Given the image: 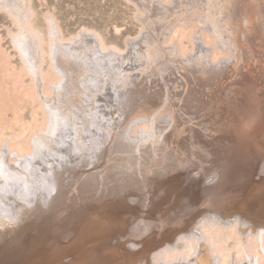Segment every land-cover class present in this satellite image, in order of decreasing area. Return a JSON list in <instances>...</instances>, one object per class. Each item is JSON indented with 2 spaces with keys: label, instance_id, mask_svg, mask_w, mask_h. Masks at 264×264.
Returning a JSON list of instances; mask_svg holds the SVG:
<instances>
[{
  "label": "rangeland",
  "instance_id": "obj_1",
  "mask_svg": "<svg viewBox=\"0 0 264 264\" xmlns=\"http://www.w3.org/2000/svg\"><path fill=\"white\" fill-rule=\"evenodd\" d=\"M183 21L192 32L185 54L170 33L164 39ZM21 35L26 44L31 40L28 60L51 92L62 80L52 50L61 56L63 83L71 85L61 109L80 111L85 121L111 118L115 129L102 138L104 155L78 147L48 198L30 206L27 219L9 224L11 235L0 231V264H151L155 254L154 264L164 245L182 242L181 234L213 208L244 212L264 225V185L257 188L253 177L260 164L239 170L226 154L232 144L249 151L264 146V0H0V137L21 133L30 142L44 132L47 114L15 44ZM146 117L161 125H135ZM122 134L136 140L126 142ZM220 166L228 172L208 179ZM225 179H236L238 189L223 185Z\"/></svg>",
  "mask_w": 264,
  "mask_h": 264
},
{
  "label": "bare ground",
  "instance_id": "obj_2",
  "mask_svg": "<svg viewBox=\"0 0 264 264\" xmlns=\"http://www.w3.org/2000/svg\"><path fill=\"white\" fill-rule=\"evenodd\" d=\"M16 1H18V0H16ZM161 2H163V1H161ZM17 4H15L16 7H17ZM21 6H23V5L21 4ZM11 8H12V6H11ZM15 9L19 10V11L21 10L18 8H15ZM15 9H12V10H15ZM23 9H24V7H23ZM23 9H22V11H23ZM24 10H26V9H24ZM28 10H29V8H28ZM26 13H28V12H26ZM19 14H21V13L19 12ZM192 16H193L192 19H194V15H192ZM24 17H26V16H24ZM187 17H186V19H188ZM177 18H178V16H177ZM195 18H196V16H195ZM196 19H198V18H196ZM21 21H24V20L21 19ZM177 21L179 22V20H177ZM183 22L184 23L181 22L178 25L174 24L173 28H171L169 30L168 34L166 33V36L164 38L165 42L168 41L167 38H168V35L170 33V39L169 40L171 42L178 40V43H175V44H176V47H177L179 53H181V54L182 53L185 54V52L188 48L186 46L185 42H186V40H188L190 42V38L192 35L191 31H189V32L187 31L186 27L188 25H185V21H183ZM187 22L188 21H186V23ZM189 22H190V20H189ZM202 22H203V20H202ZM207 22H208L207 24H209V21H207ZM25 23H27V21ZM199 23L200 22L197 21L196 24H199ZM205 23L203 22L204 26H205ZM203 24L200 27H204ZM197 26H199V25H197ZM212 26L213 25H211V27ZM204 29H207L206 26L204 27ZM203 31H205V30H203ZM206 31H208V30H206ZM217 31H219V30H217ZM26 32L28 33L27 29H26ZM21 33H19V34H21ZM30 33H31V31H30ZM32 34L34 35V33H32ZM213 35H216V34H213ZM22 36L23 35H21L17 39H15V44L20 51V56L23 57V61H24V64L26 65V68L28 69V73L31 74L35 78V83H36L35 88L38 91V96H39L40 101L43 103V106H44L43 108H45V114H47V116L45 115L47 117L46 118L47 120H45V118H44V121H47V123L43 121L42 125H44V123H45V124H47V126L45 125V127H43L44 132H42V131H41V133L38 132L39 134L34 136L35 138L33 140H31V138L29 137L30 142L27 141L26 138L21 139V133L20 134L18 133V135H20V137H18V136L16 137V135L13 137H9V138L5 137L4 139L2 136L0 137V231H2V229H3V231L6 230L8 235H11V231L8 229V227H10L9 224H12L19 217H24L27 219V215L26 214L24 215L25 211L30 206H32L33 204H36L38 202H44V200L48 198L46 191L47 190L50 191V189L52 187L53 188L57 187V182H55V181L59 178H62L64 169H65L64 166L68 165L70 167V164H71L70 162L72 161L71 159L77 158L75 151L78 147L79 148H85L86 146L87 147L93 146L94 152L98 156L99 153L103 152V149H104L103 146H106L104 144V142L102 141V138L104 137L105 134L108 135L111 133V131H113L115 129V128L114 129L112 128V125L114 123L112 122L111 118L110 119L107 118V119L102 120V117H103L102 115H101L102 117L96 115L97 117L94 116L96 118V119L94 118L95 123H92V122H94V120L91 121L93 118H91V120H90L91 123H89L90 122V121H88L89 118H88V120L86 118L87 121H85L84 120L85 118L83 119L81 117V113H79L80 111H77L78 115H75V113H72V112H71V114H67L65 111L66 109L63 110L65 107H63V109H61L63 105H62V103H60V100H61L60 98L63 97V94L65 93V91L67 92L71 88V85H68V84H70V83H68L69 81L66 82L65 85L63 83V82H65V80H67L68 77L66 78L67 74L65 73L66 74L65 75L64 72H62L59 69L60 66L58 65V62L62 61L61 56L58 53L54 52L55 50L53 48H51V50L53 49L52 50L53 53L51 54L52 58H53V63H52L53 69L55 70V73H57L62 78V80L60 82L53 83L51 86L49 85L52 89V92H51L48 89L47 81L44 79L43 75L40 73V71H39L40 69H38L39 66L37 65V63L34 65V67H32V65H30L29 61H32V59L28 60V58H30V57H29L27 50H28V48L31 49V47L29 46L28 48H26V45L31 40L29 41L27 39L28 42L26 44L24 41L26 39H24ZM84 40H85V38H84ZM86 40H88V39H86ZM196 40L197 41H200V40L203 41V37L200 36V38H197ZM85 43H87V42H85ZM221 43H225L224 38L220 39L219 45H221ZM54 45H55V43H54ZM82 45H83V43H82ZM50 46H51V44H50ZM60 46H63V45L61 44ZM72 46H73L72 48H74V45H72ZM75 46H76V44H75ZM91 46H92V44H91ZM95 46L97 48V45H95ZM95 46H93V47H95ZM93 47H92V50H94ZM198 47L202 50V46L201 47L198 46ZM217 47L220 49V46H217ZM40 48H41V45H40ZM63 48L65 49L66 47H63ZM104 49H105V47H104ZM57 50H58V48H57ZM68 50L70 51V47H69V49H67V51ZM76 50H74V53ZM85 50H86V48L84 49V51ZM88 50L90 51L91 49L89 48ZM80 51H82V49ZM80 51H79V53L77 51L76 52L78 54L86 53V52L80 53ZM178 51H176V52H178ZM32 52H33V49H32ZM58 52L60 53V51H58ZM94 52H95V50H94ZM36 53H38V52H36ZM97 54L100 55L101 53L100 54L97 53ZM97 54H95V55L97 56ZM111 54H113V53H111ZM33 55H35V54L33 53ZM39 55L40 54L38 53L37 57H36L37 60H35V58L32 56L35 62H38L41 60V59L38 60ZM101 56H102V54H101ZM216 56L218 57L219 54L216 53ZM103 57H105V56H103ZM66 58H69V57H67V55H66ZM99 58H100V56H99ZM105 59H106V57H105ZM42 61H43V59H42ZM83 61H85V60H83ZM90 61H88V62H90ZM68 74H69V71H68ZM72 77H73V75H72ZM70 78H71V76H70ZM97 79H100V78H97ZM71 80H73V79H71ZM99 86H100V83H99ZM100 87H99V89H100ZM100 94H102V93H100ZM97 97H99V99H100L101 96L99 95ZM96 99H98V98H96ZM103 100H105V99H103ZM97 101H99L101 103L102 100H97ZM97 105H99V104H97ZM99 114H100V111H99ZM92 115L93 114H91V116ZM138 120H137V123H135L136 126H137V124H143L144 126L146 125V127L147 126L154 127V126H156V124H157V127H158V125H161L159 121L157 122L156 120H153L152 118H149V117L148 118L146 117L145 119H141L139 121ZM19 122H20V120H19ZM19 122H17V123H19ZM129 124H128V126H129ZM101 125H103V127H101ZM79 126H82L83 127L82 129L85 130V132H84L85 136L83 135L82 137H80L81 135L79 133V129H80ZM128 126H126V127L128 128ZM130 126H131V124H130ZM136 126H135V128H136ZM18 127H21V126L18 125ZM29 127L31 128V126H29ZM133 127L134 126H132V128H130V130L132 129L131 131H134ZM7 128H6V130H7ZM127 128H126V130H127ZM8 129H10V127ZM144 129H145V127H144ZM158 129H161V128H158ZM34 132L35 131L33 130V133ZM22 133L26 134L24 132H22ZM81 133H82V131H81ZM1 135H2V133H1ZM121 137L126 142H129V143H134V141L136 140V138H133L134 136L128 137L126 134H122ZM230 146H231V144H230ZM252 146H253L252 150L249 151V150H240L239 145H233L232 144V146L230 148L228 145L227 151H229V153H226V154L229 157L228 160L229 161L231 160L234 162V163L230 164V166H233V167L237 166L236 167L237 169H239L240 164H242L243 166L248 167L247 168L248 171L249 170L251 171L252 169H254L253 166L255 164H258V163L260 164V166H258L259 168L255 170L256 172L257 171L258 172L254 175V170H253L254 176L252 175L255 178L254 180L256 181V187L259 188L260 186L264 185V146H261V145H256V146L252 145ZM71 147H74V148L71 149ZM13 150H16L14 154L11 153ZM69 150H70V152H69ZM77 152L82 153L83 151L78 150ZM253 154H256L258 157V159L256 161L257 163L254 162L255 159H252ZM103 155H104V152H103ZM240 155L244 156V157L249 156V155L250 156H249V159L247 161H244V162H241L240 160L235 161L237 159H240L239 158ZM12 159H14V161H16V162L11 163ZM12 162H13V160H12ZM140 164H141V162H140ZM221 168H222V170L218 169V172H216V174L212 173L210 176L211 178L209 176H208L209 178L207 176L206 177L208 179H212V177H213V181H216L217 179L221 178V175L224 172L227 171V169H225V167L222 166ZM233 170H236V169L233 168ZM37 172H45V174L41 173L42 175L41 174L37 175L38 174ZM54 172H56V173H54ZM233 173H234V171H233ZM46 174H48V175H46ZM236 174H238V173L233 174V176L235 178H236V176H235ZM38 176H40L41 178H39ZM255 176H257V177H255ZM203 177L205 178V176H203ZM231 180H233L232 181L233 184L231 182H229V184L226 183L229 180L226 181V179H225L224 180L225 182L223 181L224 182L223 185H225V183H226V185L232 184L233 186H236V190H237L238 186H237V183H235L236 179H235V181H234V179H231ZM239 180H241V179L239 178ZM206 182L205 183L208 184V181H206ZM210 182H211V180H210ZM234 183H235V185H234ZM246 183H248V182H245V184ZM208 185H210V184H208ZM244 185L241 184L240 189H242L241 186H244ZM186 187H187V185H186ZM230 188L234 189V187H231V186H230ZM230 188H229V190H231ZM233 189H232V191H233ZM215 190H216V188H215ZM239 191H241V190H239ZM227 192H229V191H227ZM263 195H264V193H263ZM263 195L262 196L260 195V196L263 198L264 197ZM27 196H28V198H27ZM207 197L209 198V194ZM204 199L206 200V198H204ZM213 200H216V199H213ZM213 200H211V201H213ZM244 201H246V200H244ZM216 204L217 203H215L214 205H216ZM257 205H259V204H257ZM213 206H211V208H213ZM207 207H208V205H207ZM207 207H205V208H207ZM221 207H222V205H221ZM211 208H210V210H211ZM214 209L215 208H213L212 211H207L206 213H204V215H200L199 218H197L198 220H195V223H193L192 226H190L188 229H186L181 234L180 239L182 240V242L179 241L175 244L174 243L173 244L167 243L166 246L164 245V248L162 250H159V252L157 251L158 253L155 252L157 254V258H156L157 260L156 261L159 262V263L158 262H155V263L156 264H264V225L262 223L260 224V222L257 223L258 219L256 220V218L254 216H251V217H254V218H251V217H249V214L244 213V212H236V213L227 212V213H224L223 211H225L227 209H225L223 211L214 210ZM258 210H260V209H258ZM247 211H248V209H247ZM259 213H260V211H259ZM255 216H256V214H255ZM187 219H185V220H187ZM185 223L187 224V221L186 222L184 221V224ZM176 224L178 225V223H175V225L174 224L173 225L176 226ZM184 224L180 223V225H184ZM174 226H173V228L179 227V226L178 227L177 226L174 227ZM170 231H172V229ZM180 231H181V229H180ZM166 232H169V231L166 230ZM0 235H3V234L0 233ZM170 239H172V237H170ZM177 239H178V237H177ZM172 241H174V240H172ZM7 245H5V246H7ZM104 246H102V247H104ZM102 247H100V248H102ZM152 249L153 248H151V250ZM156 250H157V248H156ZM95 252L97 253V252H99V250H96ZM151 254L149 255V258H150V256H152ZM153 255H154L153 258L155 259V254H153ZM153 258H150V260L152 259V261H153ZM152 261H151V264H152Z\"/></svg>",
  "mask_w": 264,
  "mask_h": 264
}]
</instances>
